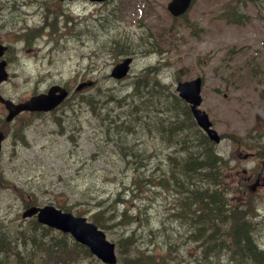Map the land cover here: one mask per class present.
I'll return each mask as SVG.
<instances>
[{
    "label": "rangeland",
    "instance_id": "1",
    "mask_svg": "<svg viewBox=\"0 0 264 264\" xmlns=\"http://www.w3.org/2000/svg\"><path fill=\"white\" fill-rule=\"evenodd\" d=\"M10 1L13 3L0 0V42L10 48L6 55L10 77L1 85V93L16 102L56 84L72 93L54 112L25 113L8 125L9 137L0 153L6 184L0 187V225H6L5 231L35 234L33 226L21 218L29 198L33 204L66 208L89 220L102 212L104 223L119 226L112 234L105 230L111 241H125L127 233L140 228L146 246V232L151 226L166 231L179 229L169 215L177 202L155 195L158 185L143 186L138 192L129 189L134 190L129 182L131 170L137 167L147 179L152 167L157 168L160 160L173 152L159 138L143 136L152 126L151 117L141 118L115 144L105 126L109 120L104 124L102 119L107 116L114 125L122 124L126 107L120 106L115 96L129 94L133 81L154 67L158 70L154 77L158 75L173 91L179 81L203 78L201 107L225 137L218 145L219 152L225 160L233 158L232 177L226 182L231 185L228 198L242 204L244 199L254 201L262 226L252 228V235L264 244V184L252 193L249 188L240 189L239 178L244 168L264 176V0H196L187 17L177 19L167 10L170 0H146L150 8L143 7L142 0H127L125 4L113 0L104 5L85 0ZM46 8L53 13L45 12ZM145 10L148 12L143 17ZM233 12L244 17L241 24L228 21L227 17L237 19ZM46 27L51 34L41 30ZM115 40L125 43L124 53L114 50ZM128 55L135 57L129 75L121 80L110 77L113 67ZM82 82L93 83L75 91ZM82 98L91 103L79 105ZM96 109L104 114L100 119L94 115ZM5 115L0 104V118ZM17 135L24 136L25 145L18 143ZM133 143H138L141 153L146 148L148 153L156 151L157 156L153 161L121 157L117 144L127 147L130 154ZM161 165L159 172L167 169L166 161ZM222 170L231 176L232 169ZM123 184L127 190L119 194L121 202L117 204L121 209L129 204L132 210L128 212H135L139 218L145 215L142 224L124 225L112 209L117 188ZM168 184L186 189V185L179 188L181 183ZM235 187H239L238 193ZM158 242L149 247L157 254L166 245ZM143 244L139 241L138 248L133 249L146 251ZM178 251L173 256L167 253L170 264L183 258L195 261L197 250L192 245L179 246ZM122 252L119 264L126 256V250ZM85 257L80 254L74 264H103L95 257Z\"/></svg>",
    "mask_w": 264,
    "mask_h": 264
},
{
    "label": "trees",
    "instance_id": "2",
    "mask_svg": "<svg viewBox=\"0 0 264 264\" xmlns=\"http://www.w3.org/2000/svg\"><path fill=\"white\" fill-rule=\"evenodd\" d=\"M115 45H119L123 49L122 52H125L126 46L123 41H116ZM152 70L154 68L147 69L148 73L142 79V76L137 77L133 87L135 97L132 94V96H115L120 106L126 107L122 121L129 126L127 127L128 133L132 131L131 127L139 121L142 113L151 112L152 109L156 112L164 109L184 121V124L191 130L189 134L191 140L188 136H181L178 142V148H181H177L175 152L168 155L170 161L166 172L168 176L156 177L154 173H149L150 176L145 179L136 167L131 177L134 190L129 189L138 192L143 186L146 188L158 185L155 195L157 193L173 194L172 201L177 202V206H175V211L169 212V215L179 221L182 232L171 233L170 229L166 231L164 228L161 230L151 227L146 232L149 237L146 240L148 241L146 251L145 249L142 251L133 249L138 248L136 244L139 241H145L144 236H131L120 251L123 256L122 251L126 250V256L120 264H170L165 253L157 254L154 249L148 248L150 244L158 242L157 238H159L158 243L166 244L161 248L172 254L179 252V246L192 245L197 250L195 256L197 264H264V249L260 246L257 235L256 237L252 235L251 230L262 226L254 201L251 198L244 199L246 203L242 204L241 200L227 199L228 194L231 193L229 190L231 185L226 184L228 177L222 170L225 167V158L219 154L216 145L196 125L190 108L184 101L176 94L168 92V87L166 89L164 87V90L160 92L154 89L160 81L150 75L153 73ZM152 82H154L153 86H151ZM128 96L131 98L128 99ZM111 101L114 102V100ZM135 113L136 116H134ZM97 119L100 117L98 116ZM151 119L150 128L161 124V120L159 124L158 119L152 117ZM116 126L117 122L115 128ZM167 132L171 137L175 129L171 128ZM174 144L176 143L169 141V146ZM117 146L120 148L121 157L128 155L137 161H147L146 156L131 149L130 154H127V147L119 144ZM3 179L0 174V185H3ZM170 181L176 184L181 183L179 188L186 185V189L178 190L175 186L168 184ZM205 181L212 184L209 191L201 186ZM244 188L246 185L240 187L241 190ZM238 189L239 187H235L237 193ZM229 201H231L230 206ZM113 210L117 215V208ZM124 210L123 223H126L127 219L131 221L139 219V223L142 224L146 219L145 215L139 218L137 215L129 214L128 211L132 210L129 204ZM104 216L102 212H97L91 218L98 226L112 231L113 226L104 223L106 219ZM32 225L35 234L22 230L15 233V231H9L10 229L5 231L0 227V264H12L13 260L21 264H72L80 257V254L85 255V259L91 257L87 248L74 242L69 236L58 234L37 222ZM37 227L42 231L41 235L37 232ZM50 239H54L55 244L51 246L53 247L51 250L43 247L44 244L51 242ZM32 244L36 249H40L36 251V260H34L33 248H29ZM23 258L31 261L22 263L19 259ZM185 261L183 258V261L177 260L176 264H186Z\"/></svg>",
    "mask_w": 264,
    "mask_h": 264
},
{
    "label": "water",
    "instance_id": "3",
    "mask_svg": "<svg viewBox=\"0 0 264 264\" xmlns=\"http://www.w3.org/2000/svg\"><path fill=\"white\" fill-rule=\"evenodd\" d=\"M103 1V0H92ZM191 0H172L168 4L169 11L175 15L183 14L189 7ZM7 47L0 44V57L4 55ZM132 58L128 57L121 63L117 64L113 69L111 76L117 79L125 77L129 70ZM6 61H0V83L8 78L6 71ZM86 84H80L77 90L82 89ZM202 79L200 77L178 83L177 91L179 96L187 101L191 106V111L197 124L206 132L209 138L215 142H220L221 137L218 132L212 128V122L209 115L202 109ZM68 91L59 86H52L46 93H41L30 97L21 103H14L9 99H5L0 94V102L3 103L9 111L6 117L7 121H11L17 114L22 111H50L60 105L68 96ZM4 133L0 132V150ZM25 216L37 215L38 221L50 227L62 230L65 233H71L74 238L88 246L90 251L106 264H115L117 261L116 244L108 240L106 233L99 229L92 222L87 221L85 217L76 216L69 212L47 205L44 207H31L25 213Z\"/></svg>",
    "mask_w": 264,
    "mask_h": 264
},
{
    "label": "bare ground",
    "instance_id": "4",
    "mask_svg": "<svg viewBox=\"0 0 264 264\" xmlns=\"http://www.w3.org/2000/svg\"><path fill=\"white\" fill-rule=\"evenodd\" d=\"M251 1H257V0H251ZM8 2H10V3H13V1H10V0H8ZM46 11L45 12H47V13H53V11L51 10V9H45ZM41 30H45V32H47V33H49V34H51L52 32H51V30H47V27L46 28H41ZM33 35V34H32ZM31 35V36H32ZM45 35V34H44ZM44 35H42V36H44ZM24 36V35H23ZM30 36V37H31ZM24 39H25V37H24ZM116 41H119V40H115L114 42H113V48H114V50H116V51H118V53H120V52H122V50L123 49H121L120 48V46L119 45H115V42ZM125 44V43H124ZM125 51V50H124ZM124 53V52H123ZM125 59V57L120 61V62H118L117 64H119V63H121L123 60ZM116 64V65H117ZM153 73V76H155L156 74H158V70H157V68H155L153 71H152ZM146 74V73H145ZM141 76H145L144 74L143 75H141ZM141 76H139V77H141ZM110 77H111V75H110ZM148 80V79H147ZM84 84H86V85H88V83H85V82H83ZM91 83H93V82H91ZM90 83V84H91ZM153 83V82H152ZM166 85H165V83H163V82H160V83H158L157 84V86H154V89H156V90H159V92L160 91H163L164 90V87H165ZM131 91H130V93L129 94H127V95H130V96H136L135 94H133V88H132V85H131ZM75 91H77V88H75ZM71 93H72V91H71V89H69V98H70V96H71ZM132 94V95H131ZM131 98V97H130ZM129 98V96H128V99H130ZM83 103H91L90 101H88V100H85L84 98H82V99H79L78 100V104L79 105H83ZM72 109H73V107H72ZM103 112L101 111V110H99V109H96V112L94 113V115H97V116H99V117H101V116H103L104 114H102ZM174 116V114L173 113H171V112H169V111H167V110H164V109H161V110H157V112H156V110H154V109H152V111L151 112H144V113H142V115H141V117H140V119L141 118H143V117H152V118H156V119H158V120H161V124L160 125H158V126H155V127H153V128H150V129H148L147 131H145L144 133H143V136H152V137H154V138H159L160 140L162 139V138H164V137H166L164 140H162L163 142H165V143H167V145L169 146V141H171V142H174V143H176V144H174V145H172V146H169L168 148H170L173 152H175V150L178 148V142H179V139H180V137L181 136H183V137H187L188 136V138L190 139V136L191 135H189V134H191V130L188 128V126H186V124H184V121L183 120H181L178 116H176L174 119H172V117ZM97 119V118H96ZM102 119L104 120V124H105V121L106 120H109L108 122H107V124H105V126L106 127H108L107 128V130H108V136H110L111 134L113 135L112 136V138H111V143L112 144H115L116 142H120V141H122L121 140V137H122V133H124V135L128 132V128L127 127H129L127 124H125L124 122L122 123V124H119V125H117L116 126V128H115V125L110 121V117H107V116H103L102 117ZM139 119V120H140ZM171 120V121H170ZM163 121V122H162ZM176 121V122H175ZM0 123H3V119H1L0 118ZM101 124V123H100ZM137 124V123H136ZM135 124V125H136ZM134 125V126H135ZM133 126V127H134ZM162 128V130H161V128ZM132 128V127H131ZM171 128H174L175 129V133L173 134V136H169V134H168V130H170ZM173 137H175V141L173 140ZM16 140L18 141V143H20L21 145H25L26 144V142H25V139H24V136L23 135H17L16 136ZM191 140V139H190ZM137 144L138 143H133L132 144V146H131V150H133V151H136V152H138L139 154L141 153L138 149H137ZM181 146V145H180ZM181 147H179L178 149H180ZM142 154V156H146L147 157V160H152L153 159V157H155V156H157V152L156 151H154L153 150V152H150V153H148L147 152V149L145 148L144 150H143V152L141 153ZM170 153H168L167 154V156L169 155ZM166 156V159L164 158V159H161L160 160V162L161 163H164V161H166V163H167V169L165 170V171H163V172H159L161 169H162V165H161V163L160 164H158L157 166V168L156 167H152V169H151V173H154L155 174V176L157 177V176H168L167 174H166V172H167V170H168V168H169V163H170V161H169V158ZM155 159V158H154ZM153 159V160H154ZM152 160V161H153ZM132 172H134V169L133 170H131ZM131 172V173H132ZM136 173V172H135ZM131 175V174H130ZM131 177H132V175L130 176V181L129 182H131ZM210 185H212V184H209L207 181H205L203 184H201V186H203V188L204 189H208V191H209V189H211V188H209L210 187ZM127 190V187L123 184V185H121V186H118V188H117V192H116V197L114 198L115 199V201H113L112 202V209H114L115 207L117 208V212H118V216L121 218V220L123 221L124 219H125V216L123 217L122 216V214H124V208H125V206H124V208L123 209H121V207H120V205H118L117 204V202L118 201H120L119 200V198H118V196H119V194L121 193V192H124V191H126ZM213 190V189H212ZM174 192V191H173ZM160 194V197H163V195H166V197L168 196V197H171V201H172V199H173V194H171V193H169V194H166V193H159ZM227 199H228V197H227ZM121 202V201H120ZM230 203H228L229 204V206H230V204H231V201H229ZM115 204V205H114ZM114 206V207H113ZM170 218H172V217H170ZM170 221H173V222H176L177 223V225H178V227H179V229L177 228H169L170 230H171V233L172 232H174V231H177V232H182L180 229H181V226H180V224L178 223L179 221L177 220V219H175V218H173L172 220H170ZM24 222H26L27 224H29V225H32L33 223H36L35 221H30V220H27V221H24ZM138 223L139 224V219H137V221H131V220H129V219H127L126 220V223H124V225H127L128 223ZM104 224V223H103ZM108 225H112L113 226V228H112V231H109L111 234L113 233V231H115V228H117V227H119V226H117V225H113V224H108ZM6 226V225H5ZM5 226L4 225H0V227L3 229H5ZM33 226V225H32ZM152 227V226H151ZM139 229L140 228H138V230L136 231L135 229L134 230H132V231H130L129 232V234L127 233V235L125 236V241H120V240H116V241H113V242H115V244L117 245V247H118V249H119V251H121V249H122V247L124 246V244H125V242H126V240L128 239V238H130L131 236H133V237H139V236H145V234H142L140 231H139ZM103 230L105 231V230H108V229H104L103 228ZM37 232L39 233V235H41V233H42V231H40V229L37 227ZM116 232V231H115ZM170 233V232H169ZM119 236L121 235V234H118ZM123 235H125V234H123ZM38 238H40V237H38ZM51 240V242L50 243H48L47 245L46 244H44V246L43 247H45V248H47V249H49V250H51V249H53V247H51V246H54L55 244H54V242H53V240L54 239H50ZM142 243V242H141ZM143 244V243H142ZM260 244V243H259ZM151 245V244H150ZM150 245H149V247H150ZM153 245V244H152ZM260 246L264 249V244H260ZM33 248V250H34V255H35V259L34 260H36V251H38V250H40L39 248L38 249H36V247H34V245L32 244V246H30L29 248ZM144 247V246H143ZM146 247V246H145ZM148 247V248H149ZM183 247H186V246H183ZM152 248V247H151ZM160 250H163V252L162 253H165L166 255H167V253L168 252H166V250L165 249H163V248H159ZM170 253V252H169ZM171 255H173L172 253H170ZM86 259H89V260H93V258L92 257H90V258H86ZM122 259V256H121V258H118L117 259V261H116V263L115 264H117L120 260ZM22 263H26V262H28V261H31V260H29V259H25V258H23V259H19ZM81 261L80 262H83V261H85V260H82V259H80ZM184 260H185V258H184ZM186 262V264H197L196 263V259H195V261L194 262H190V261H185ZM177 263V261H174V262H172L171 264H176ZM12 264H16L15 263V260H13V262H12ZM17 264H21V263H17ZM72 264H74V262L72 263ZM90 264H92L91 262H90Z\"/></svg>",
    "mask_w": 264,
    "mask_h": 264
},
{
    "label": "flooded vegetation",
    "instance_id": "5",
    "mask_svg": "<svg viewBox=\"0 0 264 264\" xmlns=\"http://www.w3.org/2000/svg\"><path fill=\"white\" fill-rule=\"evenodd\" d=\"M111 1H113V0H106V1H104L102 3H100V5L107 4V3L111 2ZM123 1L125 3L127 0H123ZM147 12L148 11L142 12L143 17L146 15ZM245 173H247V172L245 171ZM261 175H262L261 172L257 173L256 176H254L252 173H250L249 175L246 176V181L252 183L251 186H253L255 184L260 185L261 183L264 182V178L262 179Z\"/></svg>",
    "mask_w": 264,
    "mask_h": 264
}]
</instances>
